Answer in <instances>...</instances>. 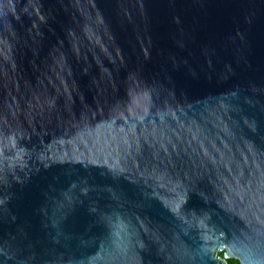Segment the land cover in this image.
I'll return each mask as SVG.
<instances>
[{
	"label": "water",
	"instance_id": "1",
	"mask_svg": "<svg viewBox=\"0 0 264 264\" xmlns=\"http://www.w3.org/2000/svg\"><path fill=\"white\" fill-rule=\"evenodd\" d=\"M227 258L264 264V0H0V264Z\"/></svg>",
	"mask_w": 264,
	"mask_h": 264
},
{
	"label": "trees",
	"instance_id": "2",
	"mask_svg": "<svg viewBox=\"0 0 264 264\" xmlns=\"http://www.w3.org/2000/svg\"><path fill=\"white\" fill-rule=\"evenodd\" d=\"M218 254H219L220 257H223V255H224L223 250L219 251ZM227 262H228V264H240V262L237 259H235V258H227Z\"/></svg>",
	"mask_w": 264,
	"mask_h": 264
}]
</instances>
